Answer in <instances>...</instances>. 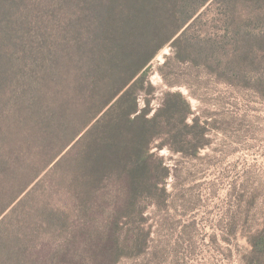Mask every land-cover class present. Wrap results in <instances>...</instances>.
Returning a JSON list of instances; mask_svg holds the SVG:
<instances>
[{
    "label": "trees",
    "instance_id": "obj_1",
    "mask_svg": "<svg viewBox=\"0 0 264 264\" xmlns=\"http://www.w3.org/2000/svg\"><path fill=\"white\" fill-rule=\"evenodd\" d=\"M171 42L168 85L186 65L264 98V0H0V264L143 255L150 232L131 227L170 174L152 147L209 145L180 91L139 107ZM250 244L264 264V228Z\"/></svg>",
    "mask_w": 264,
    "mask_h": 264
},
{
    "label": "rangeland",
    "instance_id": "obj_2",
    "mask_svg": "<svg viewBox=\"0 0 264 264\" xmlns=\"http://www.w3.org/2000/svg\"><path fill=\"white\" fill-rule=\"evenodd\" d=\"M172 52L171 42L150 63L139 107L149 100L152 116L165 93L180 91L195 113L189 123L200 117L209 145L197 157L152 147L170 170L165 194L153 192L146 220L131 227L150 232L143 255L118 264H246L250 239L264 228V98L186 65L169 70L170 86L159 69Z\"/></svg>",
    "mask_w": 264,
    "mask_h": 264
}]
</instances>
